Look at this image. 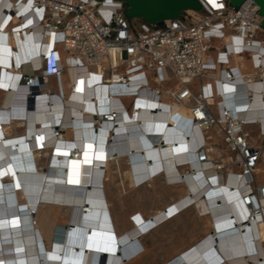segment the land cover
I'll list each match as a JSON object with an SVG mask.
<instances>
[{"label":"bare ground","instance_id":"1","mask_svg":"<svg viewBox=\"0 0 264 264\" xmlns=\"http://www.w3.org/2000/svg\"><path fill=\"white\" fill-rule=\"evenodd\" d=\"M7 6V0L0 2V10ZM31 33L37 36L39 29ZM23 34L28 35L27 29L18 34L8 30L0 34V57H5L7 47L11 58V63L7 59L10 71L4 70L9 67L4 62L0 74V264H91L93 255L102 251L106 252V264H131L144 251L142 238L191 209L199 212L205 221L203 234L165 264H264V213L253 220L246 219V208L238 200V193L246 189L243 182L239 183L234 176L221 179L209 172L211 162L197 166L188 158L191 156L188 152L195 149L193 143L198 130L188 126L185 130L177 128L170 117L154 116L162 104L150 106L154 113L145 109L132 112L129 118L121 117L120 123L126 121L130 127L114 129L112 125L101 124L95 128L92 114H98L96 108L104 106V102L111 109L119 108L121 99L113 96L118 93L115 88L91 87L79 71L76 78L80 81L74 86L70 82L73 75H64L69 86L66 91L62 86L65 99L61 105L59 93L58 98L49 99L43 92L33 101L32 108L27 105V110L23 109L25 89L21 90L22 94L18 92L20 71L15 69L32 57L37 44L36 40L23 38ZM49 47L50 43L40 42L39 54H47ZM33 67L38 69L39 65L33 62ZM45 83L50 89L49 80ZM54 83L58 87L57 80ZM249 88L256 87L249 85ZM233 95L226 96L221 103L233 107L234 118L257 120L256 139L264 140V98L254 93L242 112L239 96ZM163 101L167 105L165 98ZM169 112L188 114L184 106L169 107ZM14 127L22 128V134L11 136ZM208 135L211 161L221 152L216 144L219 136L212 131ZM184 136L188 137L185 145ZM251 144L261 148L252 136ZM39 155L43 157L41 164L37 163ZM120 161L126 164L132 188L158 180L170 189L179 188L175 200L163 209L147 217L142 212L132 213L127 220L131 228L126 230L115 226L105 192L109 167L113 163L116 172H120ZM257 172L264 176L261 163L254 179L256 185H264L256 178ZM256 203L264 212V201ZM256 203L251 202L249 209L253 210ZM82 209L85 211L79 214ZM60 210L66 214L65 220L51 214ZM42 211L46 213L42 215ZM64 221L68 226L65 231ZM56 226L57 244L52 245ZM69 246L73 252L75 247L80 253L86 249L82 258L67 254ZM115 249L122 250L117 257L113 255ZM130 251L133 254L127 257Z\"/></svg>","mask_w":264,"mask_h":264},{"label":"built area","instance_id":"2","mask_svg":"<svg viewBox=\"0 0 264 264\" xmlns=\"http://www.w3.org/2000/svg\"><path fill=\"white\" fill-rule=\"evenodd\" d=\"M7 1L9 6L0 10V34L27 29L28 35L22 37L37 43L32 57L15 69L20 71L18 92L22 94L25 89L23 109L27 110L26 102H36L43 92L49 99L59 93L61 105L65 95L60 78L72 74L74 86L80 81L76 78L79 71L91 87L115 88L118 93L114 97L131 99L129 108L122 105L111 109L108 102L98 106V114H92L95 128L101 124L114 129L130 127L126 121L120 123L121 117L129 118L132 112L145 109L154 113L150 106L162 104L154 116L170 117L179 126L198 130L195 149L188 152V158L197 166L211 162L209 172L221 179L234 176L243 182L246 189L238 193V200L246 208V219L264 213L256 203L264 201V185H256L254 179L256 168L264 162V151L251 144V134L245 130L258 122L234 118L233 107L221 103L228 95H238L245 112L254 93L264 98V29L252 1L234 9L229 0H198L199 12L185 11L178 19L160 25L129 20L125 5L113 0ZM33 29H39L37 36L31 33ZM40 42L50 43L47 54H39ZM243 60L251 63L250 73H241ZM26 67L29 74L24 73ZM49 79L57 80L56 93L45 83ZM249 85L256 88L252 90ZM164 98L167 105L162 103ZM172 106H184L189 117L170 114ZM138 127L142 128L141 123ZM211 131L219 136L221 153L210 161L207 147ZM184 138L183 145L188 137ZM177 168L180 171V166ZM251 202L256 203L253 210L249 209Z\"/></svg>","mask_w":264,"mask_h":264},{"label":"rangeland","instance_id":"3","mask_svg":"<svg viewBox=\"0 0 264 264\" xmlns=\"http://www.w3.org/2000/svg\"><path fill=\"white\" fill-rule=\"evenodd\" d=\"M5 55L7 56V53ZM1 67H3L2 62H0V74L2 71ZM24 73H30L29 67L24 68ZM50 83L51 85H54V80H52ZM66 85L69 86V81L67 78H63V88L64 86L66 87ZM167 87L171 88L172 84H168ZM51 92L56 93L55 86L54 89L51 90ZM1 97L2 95H0V102ZM1 108L2 106L0 105V109ZM22 130V128L14 127L12 129V132H10L12 133L11 136L22 134ZM250 134L254 138V140L257 141L261 149H264V143L261 144V140L256 139L257 133L251 132ZM42 160V155H39L37 163L41 164ZM124 164L125 163L123 162H119V167L121 170H123ZM261 166H264V163H261ZM41 169H43V167ZM106 176L107 181L105 183V192L110 205L114 224L118 229L126 230L131 228V225L127 220L132 213L142 212L144 216L146 215L147 217L154 211L163 209L166 205L171 203L172 200H175L176 193H179L176 192L177 190H179V188L170 189V187L164 185L160 180L148 183L144 186H141L140 188H132L127 178V172H107ZM256 178L264 181V176H262L260 172L256 173ZM45 213L46 211H42V215H44ZM51 214H56L57 218L59 219H66V217L64 216L66 214L62 210L56 213L52 211ZM131 219L133 220V217H130V221H132ZM65 222L66 221H64V225H62L63 231L68 228ZM57 227L58 226H56L54 230L52 245L56 244L55 235L58 229ZM204 227L205 221L201 217V214L199 212H196L193 209L185 212L174 222L152 232L149 236L142 238L141 242L143 244L144 251H141L139 253H142L141 257L131 264H165L175 254H177L178 251H181L182 249L189 246L193 242V240L198 239L199 236L203 234L202 230L204 229ZM73 231L74 228L70 232H68V234H72ZM84 239H86V236ZM83 243L85 244V240L83 241ZM51 250V252L54 251V249L52 248ZM121 251L122 250L115 249V251L113 252L114 257H117V254ZM98 258L100 262L106 260V252L102 251V254H99Z\"/></svg>","mask_w":264,"mask_h":264},{"label":"water","instance_id":"4","mask_svg":"<svg viewBox=\"0 0 264 264\" xmlns=\"http://www.w3.org/2000/svg\"><path fill=\"white\" fill-rule=\"evenodd\" d=\"M95 2H101L103 0H93ZM123 3L126 7L125 16L128 19H139L150 25H160L164 21L178 19L179 16L185 11H196L201 10V6L198 0H113ZM245 1L248 0H229V6L236 9L240 7ZM252 1L258 8V15L261 18L260 26L264 29V0H249ZM33 102L30 101L28 106L32 108ZM87 205V203H85ZM85 210L82 209L79 214ZM78 214V215H79ZM102 214L99 216L101 220ZM84 232V231H83ZM66 250V253L72 257L82 258V254L78 252V248L75 247L74 252ZM85 252V250H83ZM129 254V255H128ZM127 257H130L133 253L130 251ZM98 255H93L91 264H96V258ZM126 257L122 258L125 261Z\"/></svg>","mask_w":264,"mask_h":264},{"label":"crops","instance_id":"5","mask_svg":"<svg viewBox=\"0 0 264 264\" xmlns=\"http://www.w3.org/2000/svg\"><path fill=\"white\" fill-rule=\"evenodd\" d=\"M10 51H9V49H7V47H6V53H7V56L9 57L10 56V53H9ZM6 56V55H5ZM1 58V57H0ZM2 59V60H1ZM0 59V62H2V64H3V66H4V62H6L7 64H8V68L7 69H5L4 68V70L5 71H10V65H9V63H8V61L10 60V63H11V58L7 61V57H4V58H1ZM243 66V67H242ZM240 69H241V73H250L251 71H252V68H251V63H249V61L248 60H243L242 61V64H241V66H240ZM62 79H61V88H62V86H63V78H64V76L63 77H61ZM53 79H49V82H51ZM55 82V81H54ZM50 84V89L52 90V89H54V86H55V83H54V85H51V83H49ZM56 88H57V84H56V86H55ZM65 91L68 89V85H66V87L64 86V88H63ZM1 95V94H0ZM121 103H122V105L125 107V108H129V106H130V104H131V99H128V98H125V99H121ZM180 116H182L183 118H188V114H187V112H182L181 114H179ZM172 124L174 125V126H176L177 128H182V129H184L185 130V126H182V125H178V124H176L175 122H173L172 121ZM245 130L246 131H248V132H255V133H257V128H256V125H253L252 127H246L245 128ZM94 133V132H93ZM261 144L262 143H264V141H262L261 140V142H260ZM216 144H217V146H220L221 145V142H220V139H216ZM120 162H123V161H120ZM111 167H112V169H111ZM115 168H116V166L113 164V163H111V165H110V167H109V172H116V170H115ZM120 169V168H119ZM120 172H126V167H125V164H124V168H123V170H121L120 169ZM258 181H259V183H264V181H261V180H259L258 179ZM56 234H58V229H57V231H56Z\"/></svg>","mask_w":264,"mask_h":264},{"label":"clouds","instance_id":"6","mask_svg":"<svg viewBox=\"0 0 264 264\" xmlns=\"http://www.w3.org/2000/svg\"><path fill=\"white\" fill-rule=\"evenodd\" d=\"M29 104V102H26V106ZM75 250V249H74ZM78 252H79V250H78ZM83 253H84V251H83ZM96 264H106L107 263V258H106V260H104L103 262H100L99 261V258L97 257L96 258Z\"/></svg>","mask_w":264,"mask_h":264},{"label":"trees","instance_id":"7","mask_svg":"<svg viewBox=\"0 0 264 264\" xmlns=\"http://www.w3.org/2000/svg\"><path fill=\"white\" fill-rule=\"evenodd\" d=\"M60 235V234H59ZM81 237H82V235H81ZM56 243V242H55ZM57 244V243H56Z\"/></svg>","mask_w":264,"mask_h":264}]
</instances>
